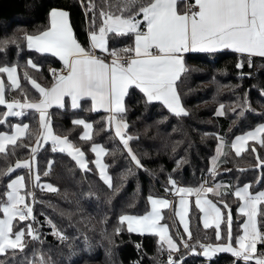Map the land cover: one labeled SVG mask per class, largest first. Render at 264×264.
Wrapping results in <instances>:
<instances>
[{
	"label": "trees",
	"instance_id": "16d2710c",
	"mask_svg": "<svg viewBox=\"0 0 264 264\" xmlns=\"http://www.w3.org/2000/svg\"><path fill=\"white\" fill-rule=\"evenodd\" d=\"M99 3V0H97ZM88 0H0V40L15 36L19 39V48L8 45L0 50V65L17 64L21 87L29 99H38V93L32 85L25 81L23 73L27 71L36 81L48 86L51 84L49 68L62 65L61 61L50 53H38L26 47L22 39L24 32L33 34L49 25L48 13L51 8H59L69 12V20L75 38L83 46H88V31L92 13L87 12ZM179 9V8H178ZM132 41L119 39L113 43L108 40L109 47H124ZM97 55L100 51L96 52ZM31 58L40 68L34 70L26 67ZM238 54L232 50L218 51L214 54L190 52L185 55L188 72L182 74L177 82L188 116L176 117L161 102L145 105L142 93L138 89H130L125 97L126 113L124 119L128 124L126 134L133 137L129 141L132 151L141 160L144 168L137 169L115 136L114 130L107 126L104 111H89L90 100L81 102V107L72 109L69 103L64 108H52L48 116L55 134L68 136L73 144L79 147L88 161V170L80 169L79 165L67 154L59 150L52 151L51 142L42 143L36 153L34 171L40 174V185L35 187L29 180L26 169H16L10 176H0V200H6V184L18 174L25 176L26 188L35 196L33 216L39 223L42 243L33 241L27 235L24 252L12 250L0 254V264H21L26 256L32 260V252L42 254L46 264H167L168 251L158 252L159 238L152 233L128 232L126 223L120 225L121 214L143 215L150 210L148 196L169 198L173 191L168 183L169 176L177 181V185L197 187L202 181L221 184L222 197L209 193L208 196L217 205L221 198L229 205L232 212L233 237L242 234L238 226L245 219L238 211L240 201L233 194L237 186L250 184L251 191L264 187V165L257 167V155L264 160V148L258 142L251 141L239 156L230 147L233 139L264 122V58L253 57L252 66L245 63L242 69L235 67ZM244 75L241 76L240 74ZM6 84V100H23L20 90L7 88V77L0 74ZM245 94L250 110L244 117L233 113L240 111ZM225 105V115H216L219 104ZM254 110V111H253ZM7 111L0 105V119L8 123L0 125V131H10L8 124L28 123L29 131L39 128L38 115L33 111L25 112L23 117H3ZM75 119H84L93 124L92 139H81L84 132L82 125H75ZM218 137L225 141L224 154L215 167V176L209 174L211 159L215 154ZM26 144L36 145L35 138H23ZM97 143L108 149L104 155L107 171L113 177V186L119 185L115 194L103 183L98 169L92 161L95 154L91 145ZM252 147L256 152H252ZM30 148H18L10 163L16 159H29ZM49 161L51 166L49 170ZM177 161H181L179 166ZM6 167L0 159V170ZM131 169L134 174L128 175ZM47 171L48 174L43 173ZM121 177H124L121 182ZM52 184L57 191H49L46 185ZM111 197V202H108ZM30 197H27L29 200ZM260 208L264 210V205ZM222 211H226L222 208ZM3 214L0 212V218ZM259 219V216H258ZM51 220L68 239L61 241L53 235ZM163 221L168 223L173 237L177 240L179 250L172 253L173 260L180 264H243L230 253H217L210 261L203 255H190L180 245L179 235L187 239L186 234L174 214L172 208L163 210ZM29 221H21L26 225ZM15 224V221H14ZM120 226L121 231L114 229ZM189 228L193 243H217L214 227L205 229L201 222V213L191 203L189 210ZM16 229L14 228V231ZM261 230H264L262 228ZM85 235L87 241H85ZM221 236H224V223L221 224ZM207 237V239H206ZM219 242H223L219 241ZM139 245V248L137 247ZM235 246V245H234ZM264 245H257L260 251ZM183 256V259L180 258ZM37 261L39 256L36 257Z\"/></svg>",
	"mask_w": 264,
	"mask_h": 264
},
{
	"label": "snow or ice",
	"instance_id": "6c2138e0",
	"mask_svg": "<svg viewBox=\"0 0 264 264\" xmlns=\"http://www.w3.org/2000/svg\"><path fill=\"white\" fill-rule=\"evenodd\" d=\"M83 2V0H82ZM179 8V10H178ZM91 12L88 46H83L74 37L73 29L69 22V12L59 8H51L48 17L49 25L43 30L33 34L24 32L22 39L26 41L29 50L34 49L38 53H50L58 57L62 62V70L49 68L53 74L50 86H41L27 71L23 73L25 81L29 82L38 93L39 98L30 100L20 84L18 65H0V74H6L7 88L20 90L24 96L21 100H6V84L0 77V105H6L7 111L3 117H23L26 110H34L38 115L39 128L37 131H29L28 123L8 124L10 131H0V159L6 167L0 170V176H10L16 169H26L30 182L35 187L40 185V174L34 171L36 153L42 147V141H51L52 151L59 150L67 153L82 170L88 169V161L84 152L69 140L68 136H60L54 133L48 109L53 105L64 108L70 98V107H81V101L90 100L89 111L102 109L107 115V126L114 127L115 136L127 151L128 156L137 169L144 168L141 160L132 151L129 141L132 136L127 135L125 129L128 124L124 119L127 109L125 97L130 89H138L142 93L145 105L152 102H161L167 110L176 117L188 116V110L184 107L181 94L177 89V82L181 81L182 74L188 72L185 63V54L201 52L214 54L220 50H232L238 54L235 65L242 69L245 63L252 66L253 57L264 58V0H88L86 14ZM19 39L15 36L0 40V50L8 45L19 48ZM115 43L119 39L131 40L124 47H109L108 40ZM100 50V54H96ZM110 57V59H109ZM26 67L39 70L40 66L31 58L26 61ZM241 76L244 74L241 73ZM225 105L219 104L216 115H225ZM250 110V105L245 94L240 111H232L238 117H244ZM254 111V110H253ZM8 123L0 119V125ZM75 125L84 128L81 139H92L93 124L84 119H75ZM35 138L36 145L26 144L24 139ZM216 156L212 157L213 167L209 170L211 176H215V167L219 162L225 146L222 137H218ZM256 141L264 148V124H260L253 130L243 135H238L231 142L230 147L239 156L245 150L248 141ZM18 148H30L29 159H16L14 157ZM252 152L256 148L252 147ZM91 151L96 159L92 161L98 169V175L103 183L113 194L119 191V185L113 186V177L107 172L108 165L103 163V157L109 150L100 144L93 143ZM257 167L264 165L257 155ZM49 163V170L51 161ZM181 161H177V165ZM47 175L48 172L43 173ZM127 174H134L131 169ZM124 177H121V182ZM168 183L172 186L166 191H173L179 197L175 216L183 226V232L187 234L179 236L180 245L187 251L201 250L203 257L210 261L217 253H230L243 264H264V247L257 251V244L264 245V210L259 206L264 205V190L250 191V184L237 186L231 193L240 201L237 211L246 219L239 224L242 234L233 237L232 212L229 205L221 198L217 203L207 198L211 193L216 197H222L221 184L213 187H205L202 183L197 187H181L177 181L169 176ZM49 191H57L52 184L46 185ZM26 188L25 176L18 174L9 179L6 184V200H0V254L12 250L21 253L26 247L24 240L27 235L33 241L42 243L39 228H34L33 223H39L33 216L32 204L35 203L34 193ZM195 196V207L203 214V227L205 229L214 225V236L217 243H201L200 240H192V232L189 229L187 219L189 212L188 197ZM26 197H32L31 202H26ZM151 204V210L144 215L121 214L118 217L120 225L127 222L128 232L152 233L159 238L158 252L168 251L167 264H180L173 260L172 253L179 250V245L170 235L169 225L160 223L163 219L161 209L170 206L166 199L147 197ZM108 202H111L109 197ZM222 208L226 211H222ZM259 216V219H258ZM29 221L26 225H20L21 221ZM15 221V224H14ZM224 223V236H221V224ZM53 235L61 241L68 237L60 231L51 221ZM14 228L16 229L14 231ZM121 227L114 229L119 233ZM85 235V241H87ZM207 239V237H206ZM223 242H219L222 241ZM235 245V246H234ZM139 248V245H137ZM39 256L37 261L36 257ZM32 260L27 257L21 264H46L42 254L36 250L32 252ZM183 259V256L180 258ZM138 264V262H137Z\"/></svg>",
	"mask_w": 264,
	"mask_h": 264
},
{
	"label": "crops",
	"instance_id": "0c3cea01",
	"mask_svg": "<svg viewBox=\"0 0 264 264\" xmlns=\"http://www.w3.org/2000/svg\"><path fill=\"white\" fill-rule=\"evenodd\" d=\"M179 10V9H178ZM69 22H70V20H69ZM71 25V24H70ZM74 34V33H73ZM75 37V36H74ZM97 51H100V50H96V52ZM220 51H223V50H220ZM186 55V54H185ZM58 58V57H57ZM59 59V58H58ZM62 63V62H61ZM17 74H18V76H19V71L17 72ZM5 76H6V74H5ZM7 77V76H6ZM20 77V76H19ZM38 82V81H37ZM39 83V82H38ZM20 84H21V79H20ZM39 84H41V83H39ZM41 86H44L43 84H41ZM48 86H50V85H48ZM6 98V97H5ZM14 100H18V99H14ZM30 100H36V99H30ZM65 100L66 101H68V103H69V105H70V98H65ZM21 102H23V100H21ZM82 102V101H81ZM91 103V102H90ZM6 106V105H5ZM52 108H60V107H58V106H56V105H53L52 107H50L49 109H48V113H49V111L52 109ZM31 109H29V110H26L25 112H27V111H30ZM34 111V110H33ZM96 111H103L102 109H99V110H96ZM261 124H264V122L263 123H261ZM260 125V124H259ZM259 125H257V126H259ZM256 126V127H257ZM113 130H114V127H111ZM254 129V128H253ZM253 129H251V130H253ZM251 130H249V131H251ZM114 132H115V130H114ZM125 132H126V129H125ZM248 132V131H247ZM247 132H245V133H247ZM245 133H242V134H239V135H243V134H245ZM238 136V135H237ZM234 140V139H233ZM252 140H249L248 141V143L249 142H251ZM219 143V142H218ZM248 143H247V145H245V149H247V147H248ZM218 145V144H217ZM235 151V150H234ZM243 152V151H242ZM241 152V153H242ZM215 153H216V151H215ZM214 156H215V154H214ZM211 161H212V159H211ZM25 184H26V182H25ZM179 186V185H178ZM243 186V185H242ZM242 186H240V187H242ZM181 187H184V186H181ZM260 190H264V187L263 188H261ZM260 190H258V191H260ZM250 191H251V189H250ZM22 193H23V190H22ZM163 199H166V200H168L169 202H170V206L169 207H167V208H172V206H173V204H174V213H175V210L177 209V201H178V199H179V197L175 194V192H173V199H170V198H164L163 197ZM195 196L193 195V196H190V206H191V203L192 202H194V204H195ZM209 199H211V198H209ZM214 202V201H213ZM190 206H189V210H190ZM218 207H220L219 205H217ZM260 207V206H259ZM164 209H166V208H163V210ZM188 217H189V212H188ZM176 218H177V220L179 221V219H178V217L176 216ZM201 222H202V224H203V214L201 213ZM182 227V226H181ZM213 227H214V225H213ZM258 251V250H257Z\"/></svg>",
	"mask_w": 264,
	"mask_h": 264
},
{
	"label": "rangeland",
	"instance_id": "374dc122",
	"mask_svg": "<svg viewBox=\"0 0 264 264\" xmlns=\"http://www.w3.org/2000/svg\"><path fill=\"white\" fill-rule=\"evenodd\" d=\"M85 131V130H84ZM83 135V134H82ZM49 142H51V141H49ZM42 143H44L43 141H42ZM224 149H225V146L223 147V149H222V152L224 153ZM95 154V153H94ZM215 156H216V153H215ZM221 157H222V155L220 156V158H219V161H220V159H221ZM95 159H96V156H95ZM101 160H102V162L103 163H105V161H104V156L103 157H101ZM219 163V162H218ZM211 167H213V162L211 161ZM108 172V171H107ZM13 178H15V177H13ZM23 194V193H22ZM156 198H161V197H156ZM207 198L209 199V196H208V194H207ZM163 199V198H162ZM188 200H189V206H190V197H188ZM32 201V197H30L29 198V200L27 199V197H26V202H31ZM178 202H179V199H178V201H177V207H178ZM32 207H33V204H32ZM150 210H151V204H150ZM149 210V211H150ZM161 213H162V216H163V208L161 209ZM146 214V213H145ZM144 215V214H143ZM178 219H179V217H178ZM187 219H188V221H189V217L187 216ZM245 219H246V217H245ZM126 223V227H127V222H125ZM160 223H162V224H164V223H166V222H164L163 221V219L160 221ZM180 223V222H179ZM168 224V223H167ZM169 225V224H168ZM181 226H182V224H180ZM182 229H183V226H182ZM190 229V228H189ZM169 232H170V235H172V233H171V229H170V226H169ZM138 233V232H137ZM145 233H147V232H145ZM186 234V233H185ZM173 236V235H172ZM186 236H187V234H186ZM173 239L174 240H176L174 237H173ZM176 242H177V240H176ZM177 244H178V242H177ZM259 244V243H258ZM257 244V245H258ZM183 249H184V247H183ZM199 248H197V250H198ZM185 251H187L186 249H184ZM200 250V249H199ZM188 253H189V251H187Z\"/></svg>",
	"mask_w": 264,
	"mask_h": 264
},
{
	"label": "built area",
	"instance_id": "2783aa9c",
	"mask_svg": "<svg viewBox=\"0 0 264 264\" xmlns=\"http://www.w3.org/2000/svg\"><path fill=\"white\" fill-rule=\"evenodd\" d=\"M194 2V0H189V3H193ZM97 54V53H96ZM109 59H110V57H109ZM52 69H57V70H62V68H63V65H60V66H56V67H51ZM50 77H51V79H53V74L50 72ZM204 186L205 187H213V185L212 184H210V183H205L204 184ZM169 198L170 199H173V193L172 194H170V196H169ZM259 252V251H258ZM196 254V255H198V256H201L202 255V253H201V250H196V252H190L189 251V254L190 255H192V254ZM167 257H168V254H167Z\"/></svg>",
	"mask_w": 264,
	"mask_h": 264
}]
</instances>
